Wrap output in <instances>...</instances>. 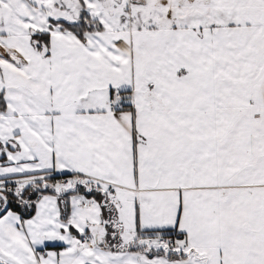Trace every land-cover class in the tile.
<instances>
[{"label": "snow or ice", "instance_id": "6c2138e0", "mask_svg": "<svg viewBox=\"0 0 264 264\" xmlns=\"http://www.w3.org/2000/svg\"><path fill=\"white\" fill-rule=\"evenodd\" d=\"M0 264H264V0H0Z\"/></svg>", "mask_w": 264, "mask_h": 264}]
</instances>
